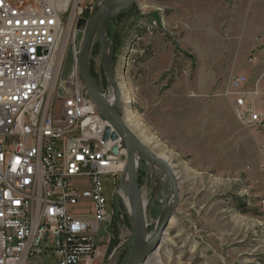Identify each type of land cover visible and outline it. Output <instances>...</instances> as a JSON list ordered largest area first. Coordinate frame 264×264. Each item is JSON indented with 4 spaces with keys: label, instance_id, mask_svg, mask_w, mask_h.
<instances>
[{
    "label": "rangeland",
    "instance_id": "374dc122",
    "mask_svg": "<svg viewBox=\"0 0 264 264\" xmlns=\"http://www.w3.org/2000/svg\"><path fill=\"white\" fill-rule=\"evenodd\" d=\"M98 1L79 0L82 12L64 28L61 79L71 74L82 38L77 24L90 18ZM246 21L253 41L264 43V0H135L123 16L117 12L105 25L106 57L118 84L125 83L120 94L124 120L178 178L179 201L145 264H264V156L259 149L264 127L241 123L232 99L224 95L230 76H253L254 68L252 75L243 68L255 57L249 50L253 41L245 36ZM95 44L98 51L92 54ZM104 60L95 37L89 69L108 98L113 89ZM153 88L157 93L149 98ZM148 123L162 131L154 133ZM121 160L126 162V155ZM157 167L142 159L138 165L144 200L151 201L148 236L154 234L164 201L172 198L169 185L165 195ZM102 180L109 214L98 228L93 264H125L132 246L131 216L124 196L116 192L114 175ZM112 198L119 204L115 219ZM43 264L57 260L46 257Z\"/></svg>",
    "mask_w": 264,
    "mask_h": 264
},
{
    "label": "built area",
    "instance_id": "2783aa9c",
    "mask_svg": "<svg viewBox=\"0 0 264 264\" xmlns=\"http://www.w3.org/2000/svg\"><path fill=\"white\" fill-rule=\"evenodd\" d=\"M81 9L79 0H0V264H93L109 214L103 176L123 193L125 149L103 140L110 125L80 80L78 50L61 79L64 28ZM247 83L230 76L224 95L241 123L264 127V92Z\"/></svg>",
    "mask_w": 264,
    "mask_h": 264
},
{
    "label": "water",
    "instance_id": "95a60500",
    "mask_svg": "<svg viewBox=\"0 0 264 264\" xmlns=\"http://www.w3.org/2000/svg\"><path fill=\"white\" fill-rule=\"evenodd\" d=\"M135 0H101L94 8L88 20H79L77 27L82 31V38L76 55V66L80 80L93 103L101 110L104 118L110 126L105 129L103 140H120L126 155L125 168L121 175V182L128 174L130 179L131 191L130 198L133 208L132 221V246L125 264H145L149 256L158 248L161 243L164 230L166 229L173 211L179 201V188L177 176L170 163L152 152L139 139V137L126 124L120 109L112 107L97 88L89 69V53L95 37H98L104 53V70L107 81L113 89L114 95L120 97L121 85L116 81L111 69V64L105 54V25L108 19L116 14L129 9ZM110 157L119 155V146L114 144L108 153ZM152 166H161L164 169L173 203L170 208H163L155 226L154 234L147 240L148 223L146 220V206L150 204L144 200L139 183L138 165L140 160ZM164 188V187H163ZM165 191V188H164Z\"/></svg>",
    "mask_w": 264,
    "mask_h": 264
},
{
    "label": "crops",
    "instance_id": "0c3cea01",
    "mask_svg": "<svg viewBox=\"0 0 264 264\" xmlns=\"http://www.w3.org/2000/svg\"><path fill=\"white\" fill-rule=\"evenodd\" d=\"M248 24H250V21H246V24H245V27H244L243 26L244 25V22H243L242 27H244V29H247L248 30V33H246V34L244 33V34L246 36V39H248V41H253V39H252L253 34L251 32L253 29L249 28L247 26ZM254 32H255V30H254ZM256 42L253 41L249 45L250 52L251 53H254V56H255L254 59L253 60H250L248 64H244L245 66L243 67L245 70H247V72L249 74H251L250 73L251 67L254 68V70H253V76L254 77L252 76L254 79H252V77H250V76L248 77L246 75L248 77V83H247L246 88L252 90L255 86H257L262 92H264V43H261V41L259 42L258 40H256ZM149 93H150L149 98L150 97L155 98L154 96L156 95L157 90L154 89V88L153 89H150ZM183 98L185 99V97H183ZM177 99H180V98H177ZM153 103H155L154 100H153ZM181 104L182 103H180V105ZM261 109L264 110V105L261 106ZM152 111H153V109H152ZM158 115H160V114H156L155 116L158 117ZM147 125H149V127H152V129H153L152 131L154 133H157V132H161L162 131L160 126H159V128H157L158 126L156 127V126H154L153 124H150V123H148ZM143 130L146 131V129H143ZM145 134L146 135H150L148 133H145ZM139 139L141 140V138H139ZM146 140H150V137L149 138L147 137ZM34 264H43V262L40 263V262L36 261Z\"/></svg>",
    "mask_w": 264,
    "mask_h": 264
},
{
    "label": "bare ground",
    "instance_id": "6f19581e",
    "mask_svg": "<svg viewBox=\"0 0 264 264\" xmlns=\"http://www.w3.org/2000/svg\"><path fill=\"white\" fill-rule=\"evenodd\" d=\"M100 1H98V3L96 4V6L100 3ZM124 84L123 85L121 84V89H123ZM105 96L106 95H103V98L112 107L117 108V109H120L121 108V103H122L121 98H119L116 95H114V93L112 95H110V97H108V98H106L107 96L106 97ZM126 102H127V100H126ZM123 166L124 165H122V163H119V167L121 169H123ZM157 168L160 170V175H161V178H162V184L161 185H162V187L165 188V195H166V191L169 188L168 187V182H167V179H166V175H165V172H164L163 167L158 166ZM121 189H122V192H123L122 195L124 196V200H125L126 207L128 209V212H129L130 216L132 217L133 216V208H132V202H131V198H130L131 185H130V179H129L128 174L122 180ZM172 203H173V197L171 198L170 201H167V202L164 201V208H170L172 206ZM151 238H152L151 235L150 236L147 235V237H146L147 240H150Z\"/></svg>",
    "mask_w": 264,
    "mask_h": 264
},
{
    "label": "trees",
    "instance_id": "16d2710c",
    "mask_svg": "<svg viewBox=\"0 0 264 264\" xmlns=\"http://www.w3.org/2000/svg\"><path fill=\"white\" fill-rule=\"evenodd\" d=\"M126 11V10H125ZM125 11H122V12H118V15H120V16H123V14H124V12ZM112 39H114L113 37H111ZM98 51V45L97 44H95V46H94V48L92 49V54H94L95 52H97ZM94 52V53H93ZM92 57V56H91ZM90 66H91V64H90ZM92 69V66H91V68H90V73H91V76L93 77V79L95 80V77H96V75L94 74V71H93V69ZM97 79V78H96ZM144 163V162H143ZM139 182H140V179H139ZM141 184V183H140ZM117 200H116V198H112L111 200H110V205H111V208H112V211H113V213H114V219L116 218V216H117V214H118V205L119 204H117ZM108 203H109V200H108ZM114 208V209H113ZM113 219V220H114ZM112 220V221H113ZM113 223H114V221H113Z\"/></svg>",
    "mask_w": 264,
    "mask_h": 264
}]
</instances>
